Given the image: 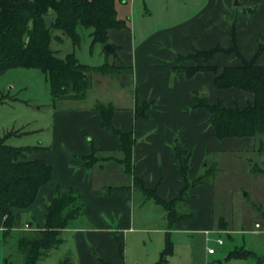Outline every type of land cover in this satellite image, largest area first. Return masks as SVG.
Segmentation results:
<instances>
[{"label": "crops", "instance_id": "crops-1", "mask_svg": "<svg viewBox=\"0 0 264 264\" xmlns=\"http://www.w3.org/2000/svg\"><path fill=\"white\" fill-rule=\"evenodd\" d=\"M127 6V0H118L115 4L117 17L125 21L126 27L109 31V51H105L100 44H95L91 49L88 32L80 34L81 42L86 37L90 54L101 60L98 65L81 64L91 68L107 67L104 71L92 70L88 73L90 86L82 100H62L54 106L51 104V122L38 130L43 136L35 145L47 148L46 153L40 157L52 168L51 181L39 189L29 208L13 211L19 215L20 228L12 233L19 232L22 236L27 231L25 225L30 229L44 226L53 184L71 188L81 197L84 210L82 216L63 232V242L64 233L72 232L75 254L80 264H125L126 235L132 231L163 233L165 237L168 233L169 238L173 233H201L205 240L206 231L211 232L209 235L213 234L214 179L185 189L176 152L190 154L187 170L189 183L215 164L207 161V157L219 149L220 144L214 136L211 115L205 109L195 107L196 95L205 96L211 105L219 104L225 108L243 109L254 100L253 94L249 92L216 89L213 84L214 74L211 72H198L189 78L176 70L177 67L203 65L200 62L177 64L179 56H189L195 51H207L218 46L225 50L231 48L233 43L230 34L233 29L235 32L236 21L240 18L236 14L230 17L226 15V21L221 17L224 14L223 8H216L215 5L213 15L201 11L187 21L151 35L137 49L133 47L131 22L119 15L120 10ZM229 21H232L233 27ZM263 35L257 40H261ZM235 37L241 55L247 60L253 58L259 44L251 46L247 56L239 45L236 32ZM64 40L59 47L65 43ZM111 46L114 47L113 51ZM221 57H228L230 61H223ZM259 60L260 57L257 64L264 66V60ZM210 63L222 68L237 65L239 60L234 53H216ZM126 72L135 73L131 89L129 85H116L112 80L104 78L109 74ZM130 90L134 92L132 95L129 94ZM90 99L92 104H85ZM66 102L77 105H64ZM97 104L111 106L113 128L130 136L132 153L129 166L124 162L121 141L102 128L100 114L95 110ZM137 104H149L143 117L135 113ZM8 132L20 134L19 131ZM89 159L92 163H89ZM134 180L165 202L178 200L184 191L182 199L174 208L180 219L172 227H169L165 209L145 195L140 186L134 184ZM134 200L143 203L152 201L161 207L165 213L162 226L158 229H134L130 207ZM79 220L83 227L75 224ZM84 224L88 225L86 229ZM215 231L230 234L224 220ZM252 234L257 235L258 231L254 230ZM2 240L3 230L0 229V244L4 243ZM236 249L252 252L255 257L233 260L247 264V260L254 259L255 264L258 260L264 264V256L246 245L236 246L232 251ZM215 254L207 255L210 257ZM67 256L70 259V255ZM141 262L138 259L136 264Z\"/></svg>", "mask_w": 264, "mask_h": 264}, {"label": "trees", "instance_id": "trees-1", "mask_svg": "<svg viewBox=\"0 0 264 264\" xmlns=\"http://www.w3.org/2000/svg\"><path fill=\"white\" fill-rule=\"evenodd\" d=\"M118 0H0V77L10 69H38L45 74L52 97L53 106L62 100H82L90 86L88 73L92 70L104 71L106 65L91 68L82 65L74 51L64 58L50 48L52 39L62 43L63 39L71 42L72 48L81 45L79 29L88 32L91 49L95 44L108 45L110 30L126 27L125 21L118 19L115 4ZM52 18L49 29L45 19ZM60 35L53 36V32ZM233 46L227 50L216 47L207 51H195L189 56H179L177 64L188 59H203V65L177 67L187 77L198 72L214 74L216 89H236L252 93L254 100L245 108H225L219 104L211 105L205 96H195V107L205 109L212 117L211 126L218 140L229 138H255L264 134V66L257 64L258 57L264 52V37L257 51L250 60L245 59L237 49L234 29L231 31ZM114 47L111 46V51ZM216 53H234L239 60L237 65L222 68L211 65ZM196 56V57H195ZM149 104L136 105L135 113L143 117ZM95 110L101 117L102 128L117 137L122 143L124 162L131 163L132 142L130 136L123 134L112 126L113 108L97 104ZM18 135L8 132L0 139V229L3 230V241L20 228L19 215L14 210L29 208L35 201L39 189L49 183L52 168L40 156L47 148L40 146L12 147L7 140ZM261 145V143H260ZM180 170L185 181V189L190 185H200L214 179L215 164L205 174L192 183L187 181V170L190 154L177 151ZM89 163L92 160L89 159ZM252 171L264 173L256 165ZM136 186L149 198L165 209L169 227L180 217L177 216L175 204L182 199L165 202L157 198L152 191L145 190L143 184L134 180ZM84 206L81 197L71 188L52 185L51 201L45 214L42 228L28 229L18 240L23 253V264H36L63 244V232L70 228L73 221L82 216ZM172 243L167 233L165 247L156 264H167L172 255ZM255 255L249 251L234 250L227 259H246ZM5 264H9L5 260ZM59 264H71L69 257ZM257 264H262L258 260Z\"/></svg>", "mask_w": 264, "mask_h": 264}, {"label": "rangeland", "instance_id": "rangeland-1", "mask_svg": "<svg viewBox=\"0 0 264 264\" xmlns=\"http://www.w3.org/2000/svg\"><path fill=\"white\" fill-rule=\"evenodd\" d=\"M127 2L128 6L120 10L119 15L127 22H131L134 35L133 47L137 49L151 35L187 21L201 11H205L204 14L214 13L215 5L216 8H223L225 15L221 17H224V20L226 15L230 17L236 14L240 17L236 21L235 32L239 45L247 56L251 46L259 44L264 37V0H127ZM229 23L232 26V21ZM79 31L80 34L84 33L82 29ZM52 34L60 35L56 31ZM260 35L263 37L257 40ZM83 40L80 47L73 49L68 39H65V43L59 47L60 44H57L53 38L50 48L59 50L60 58L74 51L80 63L98 65L101 60L90 54V45L86 37ZM261 55L259 61L264 60V52ZM229 59L221 57V60L226 62L230 61ZM198 62L202 64L204 60L195 58L182 61L184 64ZM134 74L114 73L104 78L112 80L116 85H129L131 89L134 86ZM133 93L129 91V94ZM0 101H2L0 102V138L8 131H19L20 134L7 140V145H38L39 139L43 136L38 130L44 124L51 122L53 112L51 105L53 101L45 74L38 69L8 70L0 77ZM89 102L92 104L93 101L90 99L85 104H90ZM64 105H77V103L66 102ZM217 142L220 144L219 149L211 152L207 157V161L214 162L216 166L213 183L214 233L209 235L208 242L201 233L171 234L173 252L167 264H219L218 262L243 264L241 261L225 258L234 247L241 245H246L249 249L257 251V254L264 256V173L254 172L251 169L256 165L264 170V134L254 139L233 138L217 140ZM130 207L134 229L139 227L158 229L162 226L161 223H164V211L152 201L143 203L134 200ZM222 220L227 223L230 234H220L215 231L218 230ZM75 224L83 227L80 220ZM255 225H258L259 229H256ZM87 226L84 224V229ZM254 230L258 231L257 235L252 234ZM219 235L224 243L221 247L215 243ZM20 236L21 233L15 232L6 239V242L2 240L4 243L0 244V264H5V260L9 264L24 263L23 253L18 246ZM72 236L73 233L70 231L64 233L63 244L36 264H59L67 255H70L73 264H80L75 254L76 245ZM165 239L163 233L139 231L128 233L125 264H136L138 259L142 261L141 264H155L165 247ZM208 247L215 249L214 256L207 255ZM247 262V264L256 263L254 259H249Z\"/></svg>", "mask_w": 264, "mask_h": 264}, {"label": "built area", "instance_id": "built-area-1", "mask_svg": "<svg viewBox=\"0 0 264 264\" xmlns=\"http://www.w3.org/2000/svg\"><path fill=\"white\" fill-rule=\"evenodd\" d=\"M255 228H259V226L258 225H255ZM25 229H30L29 228V226L28 225H25ZM209 233H211L210 231H206L205 232V235H206V242H208L209 241ZM215 243H216V245L217 246H222L223 245V240L221 239V237L219 236L216 240H215ZM216 253V251H215V249L214 248H210V247H208L207 248V254L208 255H213V254H215Z\"/></svg>", "mask_w": 264, "mask_h": 264}, {"label": "water", "instance_id": "water-1", "mask_svg": "<svg viewBox=\"0 0 264 264\" xmlns=\"http://www.w3.org/2000/svg\"><path fill=\"white\" fill-rule=\"evenodd\" d=\"M51 24H52V18H50V17L46 18V19H45V26H46L47 29L50 28ZM109 49H110V46H109V45H106V46L104 47V50H105V51H109Z\"/></svg>", "mask_w": 264, "mask_h": 264}]
</instances>
